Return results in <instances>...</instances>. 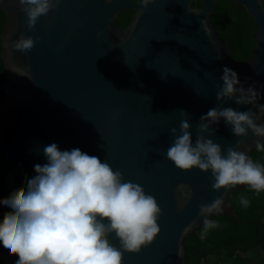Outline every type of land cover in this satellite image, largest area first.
Segmentation results:
<instances>
[{"label": "water", "instance_id": "1", "mask_svg": "<svg viewBox=\"0 0 264 264\" xmlns=\"http://www.w3.org/2000/svg\"><path fill=\"white\" fill-rule=\"evenodd\" d=\"M199 1L200 6L192 3ZM243 6L256 30L251 58L234 59L212 17L217 0H153L147 8L133 0H59L29 28L17 0H0L6 19L1 58L6 79L0 84V198L25 186L34 165L45 164L43 148L56 143L61 151L79 148L106 160L126 181L142 186L162 210L160 232L139 253H123V264H185V237L202 225L201 204L223 195V211L238 217L231 196L212 188V173L183 171L166 156L184 117L189 113L192 140L209 109L223 105L258 112L251 105L220 101L217 92L225 66L238 73L245 87L256 84L264 105V0H228ZM138 8L127 27L118 12ZM20 35L40 37L31 50L13 48ZM12 68V70H11ZM31 76H24V71ZM249 78L245 81V78ZM258 124H264L262 117ZM206 138L226 153L241 142L250 153L259 140L249 129L236 137L223 120ZM187 185L190 199L185 200ZM181 204L184 205L181 208ZM10 211L0 206V213ZM111 243L120 247L113 233ZM4 264L17 257L0 250Z\"/></svg>", "mask_w": 264, "mask_h": 264}, {"label": "clouds", "instance_id": "2", "mask_svg": "<svg viewBox=\"0 0 264 264\" xmlns=\"http://www.w3.org/2000/svg\"><path fill=\"white\" fill-rule=\"evenodd\" d=\"M17 2L26 14L28 27L33 28L59 0ZM140 3L147 8L153 0ZM39 39L20 35L13 48L31 50ZM24 73L31 79L28 72ZM219 79L222 83L218 100L234 99L236 104L251 105L258 112L251 108L237 111L223 105L213 107L200 117L193 142L189 113L179 110L184 119L179 132L176 128L170 130L174 140L166 151L167 159L183 171H211L216 191L223 189L227 193L237 185H247L257 193L264 192V166L239 150V140L225 153L204 135H214L213 126L223 120L236 137L246 136L249 129L256 137H264V124L257 123L264 117V105L258 103L262 95L256 84L245 87L238 73L227 66ZM256 147L264 148V142L258 140ZM43 154L47 163L34 165L35 175L26 177L25 186L0 198V206L10 209L3 212L0 221V244L17 257L14 264H123L124 252L139 253L153 243L160 232L158 219L162 210L142 186L126 181L106 160L102 162L79 148L61 151L51 143L43 148ZM183 188L187 189L184 199H190L191 189L187 185ZM240 203L247 206L249 201L242 197ZM223 204L222 195L211 204L200 205L199 215L204 217L206 230L215 227L209 217L222 212ZM113 233L119 248L109 239Z\"/></svg>", "mask_w": 264, "mask_h": 264}, {"label": "trees", "instance_id": "3", "mask_svg": "<svg viewBox=\"0 0 264 264\" xmlns=\"http://www.w3.org/2000/svg\"><path fill=\"white\" fill-rule=\"evenodd\" d=\"M212 17L222 38L226 41L235 60L249 61L255 44L256 30L253 18L243 6H236L228 0H217ZM6 16L0 10V84L6 79V70L1 58V34ZM4 92L0 90V100ZM250 158L264 166V148H255ZM249 203L244 206L241 198ZM238 217L228 214L212 218L215 227L207 230L202 225L194 234L185 237V264H226L228 258H235L258 249L264 252V192H255L248 186L231 196ZM3 215L0 213V221ZM0 244V250H3ZM0 264H4L0 258ZM247 264V263H241Z\"/></svg>", "mask_w": 264, "mask_h": 264}, {"label": "flooded vegetation", "instance_id": "4", "mask_svg": "<svg viewBox=\"0 0 264 264\" xmlns=\"http://www.w3.org/2000/svg\"><path fill=\"white\" fill-rule=\"evenodd\" d=\"M140 0H133V2H139ZM192 6L194 7H199L200 2L199 1H194L192 3ZM139 9L134 7L130 8L126 11L118 12L116 15V21L117 23L122 26V27H127L131 22L133 17L138 13Z\"/></svg>", "mask_w": 264, "mask_h": 264}, {"label": "rangeland", "instance_id": "5", "mask_svg": "<svg viewBox=\"0 0 264 264\" xmlns=\"http://www.w3.org/2000/svg\"><path fill=\"white\" fill-rule=\"evenodd\" d=\"M259 253H261L260 250H254V251L248 252L247 254L241 255L239 257H235V258L229 257L226 264H240V263L252 264L254 261L257 260L256 255ZM213 263L214 261L212 259L208 262V264H213Z\"/></svg>", "mask_w": 264, "mask_h": 264}, {"label": "crops", "instance_id": "6", "mask_svg": "<svg viewBox=\"0 0 264 264\" xmlns=\"http://www.w3.org/2000/svg\"><path fill=\"white\" fill-rule=\"evenodd\" d=\"M255 250H258V249H255ZM254 251V250H252ZM261 251V250H260ZM256 252V251H255ZM252 254V253H251ZM256 254V253H255ZM239 257V256H238ZM257 257V260L254 261L252 264H264V252L261 251V253L257 254L256 255ZM241 264V263H240Z\"/></svg>", "mask_w": 264, "mask_h": 264}]
</instances>
